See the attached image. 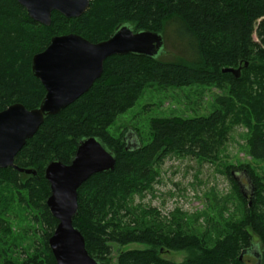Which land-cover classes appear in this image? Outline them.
<instances>
[{"label":"trees","instance_id":"16d2710c","mask_svg":"<svg viewBox=\"0 0 264 264\" xmlns=\"http://www.w3.org/2000/svg\"><path fill=\"white\" fill-rule=\"evenodd\" d=\"M90 1L81 18L67 19L54 12L52 25L45 27L33 21L17 0H0V112L15 104L27 110L40 107L46 89L33 75L32 60L58 36L76 34L99 44L109 40L119 26L129 24L136 32L161 34L166 41L167 29L175 25L176 38L190 49L191 57H110L102 77L87 94L58 115L45 118L15 159V166L34 170L37 175L0 169V188L14 190L17 203L41 226L38 238H32L30 248L24 251L25 260L4 264H57L49 240L59 222L47 206L51 189L45 170L56 160L70 165L79 143L91 137L105 144L117 159L114 171L92 176L78 191L74 226L85 238L89 255L100 264H114V245L125 248L133 244L146 249L120 252L116 264H264V187L247 168L244 170L255 188L251 202L234 180L246 217L213 244L205 235L181 225L165 233L156 212H151L156 217L150 224L133 204L135 196L152 190L160 167L170 156H193L214 163L228 140V119L239 112L243 120L247 102L254 111V116L250 114L253 119L248 116L254 123L250 155L264 160V0ZM240 68V78L223 73ZM153 85L165 89L216 85L223 90L227 85L231 101L219 100L225 110L208 117L154 119L149 143L131 148L127 132L114 137L109 128ZM229 176L233 180L232 173ZM4 222L0 220V244H9L6 240L12 230ZM27 232L26 236L33 233ZM256 239L261 251H257ZM253 251L256 261L250 260ZM168 252H189L191 256L175 263L165 258Z\"/></svg>","mask_w":264,"mask_h":264},{"label":"rangeland","instance_id":"374dc122","mask_svg":"<svg viewBox=\"0 0 264 264\" xmlns=\"http://www.w3.org/2000/svg\"><path fill=\"white\" fill-rule=\"evenodd\" d=\"M175 29V25L167 29L168 40L165 41L162 55L164 60L191 57L190 49L176 38ZM171 34V37L168 36ZM224 86V90L218 89L216 85L166 89L158 85L148 87L135 107L118 117L109 128V133L119 137L127 132V143L131 148L146 145L150 141V123L154 119H195L225 110L219 105V100H229L230 90L227 85ZM246 105L248 110L243 108V120L238 111L234 113L236 118L228 119V140L214 163L203 162L193 156L174 155L165 160L152 190L134 198V206L140 207L147 222H154L156 215L152 213L156 212L162 220L165 233L181 225L184 230H191L199 236L205 235L213 244L223 238L234 224L244 221L247 214L245 205L238 198L234 185L236 181L233 177V180L230 179L229 174L235 172L238 175V172L247 168L264 187V160L253 159L250 155V127L254 123L249 121L248 116L252 118L254 111L251 105ZM232 119L236 122L232 123ZM212 158L215 159L216 155ZM240 180L244 181V176ZM250 198H247L248 202H251ZM31 216L17 203L14 190L0 188V220L4 219V223L12 230V235L6 240L9 244H0V264L6 261L22 263L25 260L24 251L30 248L32 238H38L41 228ZM27 231L35 232L34 236L33 233L26 236ZM10 245L14 247L10 248ZM255 245L257 251H261L259 240L256 239ZM136 249L144 250L146 247L139 244L125 248L114 245L113 263L116 264L120 252ZM164 256L172 262L183 263L191 254L168 252Z\"/></svg>","mask_w":264,"mask_h":264},{"label":"water","instance_id":"95a60500","mask_svg":"<svg viewBox=\"0 0 264 264\" xmlns=\"http://www.w3.org/2000/svg\"><path fill=\"white\" fill-rule=\"evenodd\" d=\"M17 1L33 21L45 27L52 25L54 12L67 19H78L91 5L90 0ZM164 52L163 35L136 32L129 24L119 26L109 40L99 44L76 34L53 38L47 50L32 60L33 75L46 89L40 107L27 110L23 105L15 104L0 112V169L14 168L21 174L37 175L34 170L15 166L17 155L38 133L46 117L58 115L91 90L102 77L108 58L127 55L158 58ZM241 70L225 69L223 73L240 78ZM116 161L105 144L91 137L79 143L70 165L56 160L47 166L45 179L51 189L47 206L59 222L49 240L57 264H100L89 255L85 238L74 226L79 211L78 191L92 176L114 171ZM250 180L249 185L240 184V189L243 194L244 188L249 189L253 199L255 188Z\"/></svg>","mask_w":264,"mask_h":264},{"label":"flooded vegetation","instance_id":"af4514ba","mask_svg":"<svg viewBox=\"0 0 264 264\" xmlns=\"http://www.w3.org/2000/svg\"><path fill=\"white\" fill-rule=\"evenodd\" d=\"M232 173V176H233V178H234V180L240 185H249V183H248V180H250L251 178H250V176H249V174L247 173V171L246 170H243V172H238L239 174L237 175V173H235V172H231ZM244 176V181L242 180H240V178L241 177H243ZM250 178V179H249ZM252 180V179H251ZM250 180V181H251ZM252 185V184H251ZM251 187V186H250ZM249 187V188H250ZM244 194H243V196L245 197V199L247 200V198H250V194H249V189H245L244 188ZM251 199V198H250ZM252 256L253 257H250V260H255L256 261V259L258 258V256H257V253H256V251H253L252 252ZM246 257H248V256H246ZM254 257H256V258H254Z\"/></svg>","mask_w":264,"mask_h":264}]
</instances>
